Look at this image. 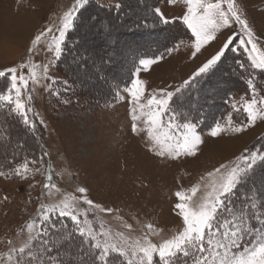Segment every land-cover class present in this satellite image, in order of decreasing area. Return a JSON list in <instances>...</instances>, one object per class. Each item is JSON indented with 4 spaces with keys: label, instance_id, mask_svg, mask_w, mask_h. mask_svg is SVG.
I'll use <instances>...</instances> for the list:
<instances>
[{
    "label": "rangeland",
    "instance_id": "374dc122",
    "mask_svg": "<svg viewBox=\"0 0 264 264\" xmlns=\"http://www.w3.org/2000/svg\"><path fill=\"white\" fill-rule=\"evenodd\" d=\"M25 1L0 0V9L4 6L14 9V14L23 10L30 16L32 11L39 9V13H35L38 15L35 26L26 37L13 41L8 40L7 33L0 35V71L18 67L32 59L41 66L49 65L51 79L39 85L30 83L23 94L25 100L29 94L32 96L28 102L31 109L29 117L36 122L35 130L39 138L31 137L32 140L19 121L8 120L15 130L12 133L3 131L6 130L2 128L4 124L0 126V150L8 148L20 158L18 163L17 159L14 163L11 160L1 163L0 159V171L8 174L0 176V258H3L4 264L9 250L21 247L27 239L26 225L36 218L40 204L55 203L68 195L80 196L76 191L79 187L88 189L87 197L94 203L113 209L111 213H97L105 227L113 233L123 232L135 239L148 232L146 225L151 224L153 231L158 233H148L153 242L171 238L183 227L182 218L174 208L178 202L176 192L188 191L200 184L199 198L203 185L208 182L209 172L221 164H231L242 154L263 152L264 121L257 120L255 125H247L246 114L234 112L231 107L232 98L237 101L241 97L247 99L250 90L238 73L241 72L236 63L239 57L231 56L230 52L213 75L190 89V96L180 98L184 105L182 110H190L193 115L200 112L212 116L224 102L225 95L232 91L233 96L228 103L230 107L224 108L219 122L224 123L231 113L234 126H246L242 132L227 130L217 137L210 135L212 128L202 131L197 128L203 143L195 156H158L145 133L132 131L131 98L124 89L131 86L135 79L133 74L129 84L118 86L115 93L109 91L110 80L125 78L134 55L136 64L141 58L136 56L140 50L158 48L167 42L168 37L181 31L177 23L158 30V18L151 12V7L160 8L171 20L185 13L183 0L175 4L168 0H90L86 10L77 18L80 19L76 35L79 47L70 50L66 56L65 72L58 70L60 59H54L53 53L46 51L52 34L45 38L35 53L31 51L32 41L48 27H52L55 33L63 13L72 8L75 0H45L42 4L37 2L40 0ZM237 3L259 38L261 47H264V0H237ZM117 4L121 5L119 9L115 7ZM0 16L4 18L3 14ZM189 34L170 47L178 45L177 51L171 54L164 52L162 60L150 70L140 72L139 78L146 82L142 102L146 103L153 91H174L192 75L195 65L188 66V63L194 61L191 60L194 37L191 31ZM233 34H238L234 45L239 51L235 53L248 63L247 54L239 46V40L245 39L239 24L223 30L222 35L218 34L217 47ZM217 47L213 46V50ZM205 51L200 56L199 66L212 53H208L210 49ZM81 56L85 58L84 62L80 61ZM108 57L112 58L111 61ZM63 81H67V85ZM255 82L258 86V78ZM57 91L59 95L55 94ZM258 91L264 95L263 90ZM176 99L173 98L174 101ZM176 106L174 103L173 107ZM167 119L165 115L164 120ZM41 120L43 123H40ZM219 141L235 142V147L232 151L221 152L217 146ZM25 143L29 144L26 149L21 147ZM24 160L38 161L29 165L30 169L38 171L30 172L29 179L11 175V169ZM49 175L58 192L56 188H44ZM254 179L259 185L264 179V172L258 169ZM244 190L246 188L240 191ZM127 224L132 226L131 230L125 227ZM96 226H99V221Z\"/></svg>",
    "mask_w": 264,
    "mask_h": 264
},
{
    "label": "snow or ice",
    "instance_id": "6c2138e0",
    "mask_svg": "<svg viewBox=\"0 0 264 264\" xmlns=\"http://www.w3.org/2000/svg\"><path fill=\"white\" fill-rule=\"evenodd\" d=\"M168 2L175 4L178 0ZM89 3L90 0H75L72 8L63 13L55 33L52 27H48L34 37L31 51L35 53L45 38L52 34L46 51L52 52L54 59H60L69 30ZM183 4L186 11L181 17L170 20L160 8H155L154 13L164 25L176 24L180 20L191 31L194 37L192 58L213 45L223 30L239 24L245 36L239 40V46L247 54L249 62L245 64L237 60L236 63L243 73H247L250 94L247 99L241 97L237 101L232 98L231 107L234 112L246 114L247 125H255L257 120L264 121V95L257 90L255 82L257 70L264 75V47H261L237 0H183ZM115 7L119 9L121 5ZM237 35L223 39L174 91H153L146 103L142 102L146 82L139 78L140 72L150 70L164 56H145L134 64L135 79L130 87L124 89L131 98L132 131L145 133L156 155L178 158L197 154L203 143L197 131L199 121L192 118L190 110H182L184 105L180 98L190 96V89L212 73L228 52L239 51L234 45ZM177 50L178 45L165 48L168 54ZM107 59L111 61L112 58ZM80 61L84 62L85 58L81 56ZM48 73V64L41 66L32 59L18 67L0 71V77H10L4 91L0 92V109H6L8 115L19 117L24 125L35 129L36 122L29 117L31 109L28 107L32 96L29 94L25 100L23 94L30 83L39 85L51 79ZM62 83L67 85V81ZM55 94L60 93L57 91ZM174 103L176 107H173ZM165 115L168 116L167 121L164 120ZM245 126H234L229 113L224 123L214 124L210 135L217 137L227 130L242 132ZM37 162L24 160L13 167L10 174L29 179L30 172L38 171L30 169L29 165ZM258 169L264 172V152L242 154L231 164H221L208 173V182L203 185L199 198L200 184L188 191L176 192L178 202L174 208L182 218L183 227L171 238L157 242H153L148 234H158L151 224L146 225L148 232L135 239L123 232L113 233L97 215L111 213L113 209L94 203L87 197L88 189L79 187L76 191L80 196L73 194L55 203L40 204L36 218L26 225L27 239L21 247L9 250L6 264H264V179L259 185L255 181ZM6 175L0 171V176ZM51 180L49 175L45 189L56 188ZM241 188L246 190L241 192ZM48 196H51L50 192ZM125 227L132 228L130 224ZM0 264H4L3 258H0Z\"/></svg>",
    "mask_w": 264,
    "mask_h": 264
},
{
    "label": "trees",
    "instance_id": "16d2710c",
    "mask_svg": "<svg viewBox=\"0 0 264 264\" xmlns=\"http://www.w3.org/2000/svg\"><path fill=\"white\" fill-rule=\"evenodd\" d=\"M84 10H81V13H83ZM151 12H153L154 16L156 15L154 13V6L151 7ZM157 19V18H156ZM177 26L179 28H181V31L179 33H177V35H171L170 38L168 37L167 39V42H164L163 44H161L158 48H153V49H150V50H140L139 53L136 54V56H140L141 58L142 57H145V56H157V55H162L164 54L165 52V48H170L171 46L175 45V43H177V41H180V39H186L185 37H188L190 36L189 34V30L185 27V26H182L181 22L180 21H177L176 22ZM80 24V19H76L75 23H74V27L72 29V32L69 34V39L68 41L66 42L65 44V51L63 53V55L60 57V60L58 62V70L61 71V72H65V58L66 56L69 54L70 50L74 49L75 47H79V43L77 42L78 39L76 37L77 35V30H78V26ZM157 24H158V30H164L166 28V26H173L174 24H171V25H164L162 23H160L157 19ZM152 27V25H151ZM183 33V37L180 36V34ZM237 45V44H236ZM242 54V53H240ZM230 55L231 56H235V57H239V60L243 61L245 64H248L245 60H244V57L241 59L239 55H237L235 52H231L230 51ZM243 55V54H242ZM137 58V57H136ZM225 59H223L222 61H224ZM134 61H135V55L133 57V60H132V63L131 64V68L129 66L128 70L126 71V74H125V78L123 79H112L110 80L109 82V91L112 93H115V90L118 86H126L127 84H129L132 80V68L134 66ZM222 63V62H221ZM220 65V64H219ZM218 65V67H219ZM217 69V68H216ZM239 69V68H238ZM241 72L238 71L239 74H241V77H242V80L243 82L245 83L244 85L246 86V88H248L247 86V83H246V77H247V73H243L241 69H239ZM215 71H213L212 73H210L208 76L204 77V78H209L211 75L214 74ZM256 75V79L258 78V81H259V85L257 86L258 87V90H260L262 92V94H264V75H261L258 72L255 73ZM203 78V79H204ZM263 82H262V80ZM199 79V78H198ZM202 79V80H203ZM201 81V80H200ZM8 84V77H0V92H3L4 89H5V86ZM233 96V93L232 91L228 92L226 95H225V100L224 102L219 106L217 112L215 114H213L212 116H208L206 113H196V114H191L192 118H194V120H198L199 123H198V130L199 131H202V130H208V129H211L214 124L216 122H219V120H221L223 118V110H225L226 108L228 109V107H230V105L228 104L229 103V98H231ZM229 105V106H228ZM225 108V109H224ZM186 111V110H185ZM207 115V116H206ZM0 126H2V124H4V126L2 127L3 129L5 128L6 130H3V131H6L8 133H12V132H15L14 129L11 128V125H9V122L8 120H12V121H19L20 124L22 125V128H24V132L31 138L35 137V138H39L38 137V134L36 133V130L35 129H29L28 127H26L22 122L21 120L19 119V117H14L12 115H8L7 114V110L6 109H0ZM14 134V133H13ZM31 138V139H32ZM33 140V139H32ZM37 140V139H36ZM35 142V140H34ZM41 143V142H40ZM29 144H22L21 147H24V149H26L25 147L28 148ZM263 152H264V149H261ZM28 151V150H26ZM15 154H13L12 151H9V149H5V150H0V159L2 160V162H5V160L7 161V163H9L8 160H11L12 163H14V160L17 159L16 163L20 162V158L18 156H16ZM44 156H45V152H44ZM243 188H241L242 190ZM245 191V190H244Z\"/></svg>",
    "mask_w": 264,
    "mask_h": 264
},
{
    "label": "crops",
    "instance_id": "0c3cea01",
    "mask_svg": "<svg viewBox=\"0 0 264 264\" xmlns=\"http://www.w3.org/2000/svg\"><path fill=\"white\" fill-rule=\"evenodd\" d=\"M26 1L28 2V0H26ZM43 1H45V0H40V1H37V2L41 3ZM1 8H3V9H0V14H3L4 15V18H1V16H0V35H2V34L5 35V33H7L8 40L13 39V41L18 40V37H20L22 39L23 37H26L28 35V33L30 32L31 28L33 27V25L35 24V22L37 20V16L38 15H35V13L36 12L39 13V9H38L37 11H32V14L34 13V15H32L29 12L28 14H31L32 15V16L31 15L29 16L26 13H24L23 10H19L18 11V14L15 13L16 16H14L15 15L14 14V12H15L14 9L13 10H10L9 8H6L5 6L4 7H1ZM5 9H7V10H5ZM34 9H36L35 6H34ZM15 21H16V23H14ZM35 29H33V31ZM218 43H219V41L214 42L213 45L207 46L206 49H210V51L208 53L215 51V50H213V46L214 47H217V44ZM18 47L19 46H17L16 49H18ZM0 48H1V45H0ZM205 53H206V51L204 49V50H202L201 53H198L195 58H192L191 59L192 61L194 60L193 61L194 63L193 62H191V64L188 63V66L195 65L194 68L191 71V74L199 66L198 65V62L200 61V56L204 55Z\"/></svg>",
    "mask_w": 264,
    "mask_h": 264
},
{
    "label": "bare ground",
    "instance_id": "6f19581e",
    "mask_svg": "<svg viewBox=\"0 0 264 264\" xmlns=\"http://www.w3.org/2000/svg\"><path fill=\"white\" fill-rule=\"evenodd\" d=\"M238 82V81H237ZM238 84V83H237ZM236 85V84H235ZM237 143V142H236ZM219 144V145H218ZM217 144L218 147H220V151H224V153L232 151L233 148L235 147V142L234 143H229V142H225V141H219ZM224 146V147H223Z\"/></svg>",
    "mask_w": 264,
    "mask_h": 264
}]
</instances>
